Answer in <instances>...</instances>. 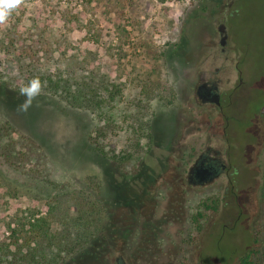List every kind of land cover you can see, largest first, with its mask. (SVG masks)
Here are the masks:
<instances>
[{
    "label": "rangeland",
    "instance_id": "rangeland-1",
    "mask_svg": "<svg viewBox=\"0 0 264 264\" xmlns=\"http://www.w3.org/2000/svg\"><path fill=\"white\" fill-rule=\"evenodd\" d=\"M219 3L203 9V0H0V141L14 140V130L35 139L56 182L32 178L0 156V264L9 263L7 249L31 241L61 253L81 246L92 253L83 264H242V258L264 264V0ZM189 27L195 46L175 88L157 55L165 43L180 42ZM42 32L55 55H85L89 67L119 83L117 102L98 112L100 123L110 120L100 139L102 159L88 153L91 113L23 91L25 62L17 45ZM212 75L220 91L235 92L223 115L195 94ZM146 79L162 84L150 88ZM170 104L174 119L165 116ZM152 113L165 117L167 148L149 140ZM207 146L236 158L241 172L235 186L224 176L202 185L188 181ZM112 149L128 154L117 169ZM88 176L99 197L55 198L82 188L92 194ZM46 230L54 234L51 240L39 236Z\"/></svg>",
    "mask_w": 264,
    "mask_h": 264
},
{
    "label": "trees",
    "instance_id": "trees-1",
    "mask_svg": "<svg viewBox=\"0 0 264 264\" xmlns=\"http://www.w3.org/2000/svg\"><path fill=\"white\" fill-rule=\"evenodd\" d=\"M221 0H203L204 7L207 9L209 6H219ZM64 16V15H63ZM63 20L68 21L67 17ZM49 34L42 32L39 37L33 42L26 43L22 41L17 45V51L19 57L25 62L23 69L25 70L24 88L23 91L26 94H30V90L35 84L34 91H31V95H50L54 97L57 103L63 109H74L80 111H88L93 115L92 120L95 122L88 137V153L94 154L95 157H104L105 148L104 144L100 141L105 136V128L108 126L110 120L107 123H100L99 110L106 103L114 104L117 102V98L121 95V88L119 83L114 79H111L107 75L89 67L87 57L81 56L79 53L74 52H59L55 55L57 49L52 47V41L49 40ZM180 42L165 43L158 53L157 59H159V65L166 71H169L174 81V85H179V81L183 78V70L188 66V60H191L190 49L195 46V31L193 27H189L186 32H183V38ZM13 42H18V39H13L11 46H15ZM56 44H59V40H56ZM143 83L145 86L154 85V88H158L161 81L154 83L146 79ZM182 90V87L179 88ZM158 94V93H157ZM158 98L160 95H157ZM175 106V105H174ZM172 104L169 105V109L165 116L168 119L175 117L173 113ZM165 117L161 114L152 113L146 120V126L150 131V142L155 141L157 145L162 148H167L170 140H166L164 137V131L162 124H164ZM15 136L12 137L9 142L4 144L0 141V156L11 166L16 168H25V172L32 178L38 179L48 185L55 186L56 182L51 176V164L48 166L47 154L43 151L40 144L35 139L28 135L15 131ZM83 140V139H82ZM138 137L136 138V142ZM86 142V140H85ZM15 146L12 148L13 144ZM112 156L110 160L116 162L117 165L113 166V169L119 168L122 164L121 161L128 159V154L119 156L118 153L112 149ZM102 159V158H101ZM100 160V159H99ZM109 164V163H106ZM148 171L152 172V167H148ZM111 175L113 170L107 169ZM112 179L114 177L112 175ZM94 177H85L84 180H89L88 187L94 192L91 194L86 193L85 189H74L69 191H62L55 198L64 200L82 201V198L99 197L101 195L98 186L94 183ZM94 180V181H93ZM58 184V183H57ZM59 185V184H58ZM60 186V185H59ZM83 207L86 206L84 203ZM87 207V206H86ZM95 204L89 206V209L93 210ZM82 210V209H81ZM84 218L87 219L85 212H83ZM96 223H94L95 225ZM79 226V224H78ZM80 227V226H79ZM78 232L76 233V236ZM42 239L51 240L54 234H49L48 231H44L39 235ZM69 238V233L64 236V239ZM256 243V238L253 239ZM33 245H30V243ZM25 247H16L13 251L7 249L5 253L9 257L8 264H83L88 256L92 253H88L85 250H81V246L66 247L64 252L54 251L48 245L45 248L38 247L39 241H31ZM37 245V246H36ZM61 253V254H60ZM253 254V252H251ZM242 258V264H250L244 261Z\"/></svg>",
    "mask_w": 264,
    "mask_h": 264
},
{
    "label": "flooded vegetation",
    "instance_id": "flooded-vegetation-1",
    "mask_svg": "<svg viewBox=\"0 0 264 264\" xmlns=\"http://www.w3.org/2000/svg\"><path fill=\"white\" fill-rule=\"evenodd\" d=\"M218 30L220 34V43L224 44L227 38V34L225 33L224 27L222 26V24L219 25ZM215 76L216 75H212L210 78L203 80L196 87L195 94L197 98L199 99V96L197 95L196 91H197V88L201 85L204 86L205 88L203 92L200 91V93L202 94H207V92H209L207 88H211L212 91H216L219 94V98H220L219 105L214 104V103L201 102L200 99L199 101L203 104H209V105L215 106L218 109V112L220 113V115H223V109L226 108L231 103L232 101L231 99L233 98L232 95L235 92L231 94V92L227 93V91H220L218 88L219 79ZM240 81L241 80L239 79V83ZM250 122L252 125L254 124V121H250ZM242 123L239 122L238 126H240ZM224 132H226V123L223 124L221 127V133L223 134ZM223 155L226 156L224 160L221 158V156ZM209 167H212L213 169H215L217 173L216 176L211 181L217 179L220 176H224L226 184H228V186L230 187H233L235 186L236 182H239L240 180L239 178H240L241 171L237 167L236 158L233 156L231 157V155L228 152H221L220 149H213L212 147L207 146L205 150L200 151V153H198L197 157L195 158L193 166L190 168L189 173H188V181L190 182L192 181L198 184L197 180L203 177V174L206 172V170ZM202 184H206V183H202ZM202 184H199V185H202ZM117 263L123 264L121 260L119 259H117Z\"/></svg>",
    "mask_w": 264,
    "mask_h": 264
},
{
    "label": "water",
    "instance_id": "water-1",
    "mask_svg": "<svg viewBox=\"0 0 264 264\" xmlns=\"http://www.w3.org/2000/svg\"><path fill=\"white\" fill-rule=\"evenodd\" d=\"M222 26L224 27V25L222 24ZM203 87V88H202ZM209 92H207V94H202L200 93L203 92L205 90L204 86H199L197 88V95L199 96V99L201 100V102H208V103H214L219 105V94L216 91H212L211 88H207ZM216 170L213 169L212 167H209L206 172L203 174V177H201L200 179L197 180L198 184H202V183H207L210 182L215 176H216Z\"/></svg>",
    "mask_w": 264,
    "mask_h": 264
},
{
    "label": "clouds",
    "instance_id": "clouds-1",
    "mask_svg": "<svg viewBox=\"0 0 264 264\" xmlns=\"http://www.w3.org/2000/svg\"><path fill=\"white\" fill-rule=\"evenodd\" d=\"M9 2H11V0H9ZM2 18H3V14L0 13V19H2ZM34 89H35V84H33V88H32V90H30V94H31V91H34Z\"/></svg>",
    "mask_w": 264,
    "mask_h": 264
}]
</instances>
